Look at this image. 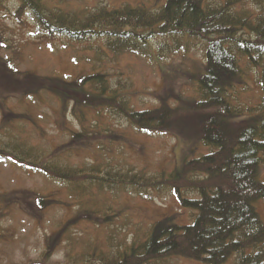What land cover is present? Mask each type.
I'll return each mask as SVG.
<instances>
[{
    "label": "trees",
    "instance_id": "16d2710c",
    "mask_svg": "<svg viewBox=\"0 0 264 264\" xmlns=\"http://www.w3.org/2000/svg\"><path fill=\"white\" fill-rule=\"evenodd\" d=\"M207 1L166 0L156 11L126 4L110 10L97 7L68 11L50 5L47 0H18L17 12L31 14L37 30L47 38L65 39L69 43L104 40L107 50L114 55L138 53L151 63L154 55L160 61L165 60L164 51L185 54L194 43H204L205 72L197 77L195 91L199 100L194 107L202 113L198 135L207 153L186 160L180 170L164 179L126 171L124 178L112 183L109 178L120 177L122 171L112 172L109 166L93 164L82 169L66 166L57 161L56 155L46 157L37 147L19 138L0 145V159L23 173L50 178V182L73 187L95 184L98 189L105 184L120 183H126L128 187L124 189H137L134 186L141 184L156 192L164 185L160 184L162 181L174 185L167 190L182 208L192 213L190 224L167 223L169 220L163 219L151 225L141 241L124 244L117 250L110 242L105 249H93L87 257L94 264H155L173 257L203 264H226L230 260L232 264H264V222L257 211L258 204L264 210V0H226L213 6ZM247 3L258 11L250 7L244 11ZM153 37L170 39L171 44L154 51L148 44ZM2 48L7 47L0 43ZM239 59L258 72L259 100L245 110L237 108L238 100L234 99L236 92L243 89L239 86L244 85L246 77ZM13 65V58L0 57L2 102L42 92L58 97L64 111L66 101L73 102L68 97L62 100L60 85L65 82L61 78L51 74L50 77L21 74ZM110 83L105 72L92 71L69 85L81 88L82 95L70 93L77 95L86 108L111 109L144 133H162L171 127L173 109L169 106L135 111L117 90L111 89ZM32 104L35 105L34 101ZM11 115L16 127L20 126L17 119H21L33 126L35 132L43 131L28 116L12 112ZM70 134V144L65 146L84 142L82 134L74 131ZM105 138L113 140L111 136ZM21 195L15 191L11 195L0 192V199L7 206L23 207ZM33 199L40 209L48 201L41 196ZM25 213L34 217L37 211L28 202Z\"/></svg>",
    "mask_w": 264,
    "mask_h": 264
},
{
    "label": "rangeland",
    "instance_id": "374dc122",
    "mask_svg": "<svg viewBox=\"0 0 264 264\" xmlns=\"http://www.w3.org/2000/svg\"><path fill=\"white\" fill-rule=\"evenodd\" d=\"M165 1L47 0L50 5L68 11L97 7L110 10L125 4L156 11ZM225 1L210 0L209 4L221 5ZM243 7L244 11L247 7L254 9L249 3ZM18 8V0H0V43L7 47L0 50V57L13 58V68L21 74L33 73L39 77L51 74L61 78L65 82L60 85L62 100L68 97L73 102L66 101L64 111L58 97L46 92L28 98L15 97L5 103L0 99V104L4 103L0 107V145L19 138L37 147L46 157L56 155L57 161L66 166L82 169L93 164L109 166L112 172L122 171L120 177L109 178L112 183L124 178L126 171L164 179L180 170L186 160L207 153L198 135L202 113L194 107L199 100L195 91L197 77L205 72L203 42L194 43L185 54L164 51L165 60L160 61L154 55L150 63L138 53L114 55L107 50L104 40L69 43L65 39L47 38L37 30L31 14L18 13ZM148 44L157 51L161 45H170L171 40L153 37ZM239 66L246 77L244 85L239 86L243 89L236 92L234 99L238 100L237 108L245 110L259 100L258 72L243 59H239ZM92 71L105 72L111 89L117 90L135 111L169 106L173 109L171 127L162 133H144L111 109L86 108L77 95L70 93L82 95L81 88L70 86L75 78ZM15 91L19 93L18 88ZM11 112L28 116L43 131L35 132L33 126L21 119L17 123L22 128L16 127ZM71 131L82 134L84 142L65 146L70 144ZM48 179L23 173L0 159V192L11 195L15 191L25 201L23 207L7 206L0 199V264H83L84 261L94 264L87 256L93 249H105L108 242L117 250L124 244L143 240L151 225L163 219L179 225L192 222V213L182 208L167 190L174 186L171 182L162 181L160 184L164 185L156 192L141 184L134 186L137 189H124L128 186L121 183L114 184L118 187L105 184L98 189L95 184L55 185ZM39 196L48 200L43 209L33 199ZM28 202L37 211L34 217L25 213ZM257 211L264 222L261 204L257 205ZM232 263L230 260L226 264ZM155 264L203 263L173 257Z\"/></svg>",
    "mask_w": 264,
    "mask_h": 264
},
{
    "label": "bare ground",
    "instance_id": "6f19581e",
    "mask_svg": "<svg viewBox=\"0 0 264 264\" xmlns=\"http://www.w3.org/2000/svg\"><path fill=\"white\" fill-rule=\"evenodd\" d=\"M209 2H210V0L207 1L208 5H210ZM211 6H213V5H211ZM101 166H102V165H101ZM102 169H103V168H102ZM53 182H54V181H53ZM54 183H55V185H56V183H58V182L55 181ZM123 184H126V183H123Z\"/></svg>",
    "mask_w": 264,
    "mask_h": 264
}]
</instances>
